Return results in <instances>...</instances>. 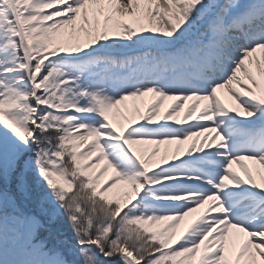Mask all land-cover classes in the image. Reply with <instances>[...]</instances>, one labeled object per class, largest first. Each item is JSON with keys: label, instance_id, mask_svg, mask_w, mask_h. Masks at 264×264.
I'll return each instance as SVG.
<instances>
[{"label": "snow or ice", "instance_id": "6c2138e0", "mask_svg": "<svg viewBox=\"0 0 264 264\" xmlns=\"http://www.w3.org/2000/svg\"><path fill=\"white\" fill-rule=\"evenodd\" d=\"M0 264H264V0H0Z\"/></svg>", "mask_w": 264, "mask_h": 264}, {"label": "rangeland", "instance_id": "374dc122", "mask_svg": "<svg viewBox=\"0 0 264 264\" xmlns=\"http://www.w3.org/2000/svg\"><path fill=\"white\" fill-rule=\"evenodd\" d=\"M221 90V94H222ZM226 102L228 103H232L231 100L228 99V97L226 96ZM171 100L170 99H165L162 102V106L160 109V116H155L154 119L158 122V123H170V124H174L176 120H184L185 115H183L182 111L179 112V115L176 114H172L169 109L164 108V105L169 103ZM153 102L152 98H151V94H149L148 96L144 97V98H137L136 100H128L126 101V109L124 108V106H121L122 111H125V114L129 116V118L133 121V126H135L137 123H144L145 121L140 119V114H147L148 110H149V104ZM203 106V105H202ZM136 107H139L140 112L137 113L134 111V109ZM197 109H194L192 111L191 114L188 115L187 120L185 121V123L190 124V123H194L196 122V117H198L201 113L198 112L196 113ZM166 114L172 115L173 119L172 120H166V119H161V117L165 116ZM119 119V118H118ZM125 125H127V121H122ZM178 126V125H177ZM204 135H209L214 136L215 133H205V134H201V136L199 138L197 137H191L189 140L184 141L182 144L179 145L180 151L179 152H175V148L177 147V145L175 143H173L172 145H157V144H146L143 145L142 147L146 148L148 151L145 153V155H149L151 154L153 149H158V151H156L155 155L152 156V162H151V167L153 168V170H157V166L159 165L160 167H163L165 165V163H170L173 162V155L177 156V158H184L185 153L188 152L192 146L193 141L196 142V147L198 148L200 146V141L203 139ZM168 149V151L166 152L165 149ZM207 150V149H205ZM193 153L195 154V150L192 149ZM245 164H247L250 168L256 169L259 166L257 164H255V162L253 161H244ZM233 167L236 169L237 172H240L241 175H243V171L239 168L238 165H233ZM35 176L32 175L29 177V182L33 187V195H36L37 192H39L40 190H45L42 188H37L36 183H35ZM15 189V184L13 183V190ZM208 207V205H205L204 207L198 208L195 212L190 213V215L188 217L185 218L184 221L180 222L179 227L177 228V234H179L180 232H183L184 229L187 227V224L189 222H191L192 220L198 218L201 216L202 213H204L205 209ZM48 227L52 228L53 231H56L58 228L61 229L62 231L65 232H69L68 227H67V221L66 218L63 221L57 220L55 223L48 225ZM42 235H47V232H43Z\"/></svg>", "mask_w": 264, "mask_h": 264}, {"label": "bare ground", "instance_id": "6f19581e", "mask_svg": "<svg viewBox=\"0 0 264 264\" xmlns=\"http://www.w3.org/2000/svg\"><path fill=\"white\" fill-rule=\"evenodd\" d=\"M226 96H227L226 90L222 91V98L223 99H226ZM174 103L175 102L171 100L169 103H167V104L164 105V108L169 109V111H170L169 106L170 105H173ZM196 103H199L200 106L202 107V105H203L204 102H196V101H192V100H189V101L184 102V105L185 106H184V109L181 110L183 112L182 114L185 115L186 113H188V108L191 105L196 104ZM196 109H197L196 113L200 112V108H196Z\"/></svg>", "mask_w": 264, "mask_h": 264}, {"label": "trees", "instance_id": "16d2710c", "mask_svg": "<svg viewBox=\"0 0 264 264\" xmlns=\"http://www.w3.org/2000/svg\"><path fill=\"white\" fill-rule=\"evenodd\" d=\"M46 190V189H45Z\"/></svg>", "mask_w": 264, "mask_h": 264}]
</instances>
